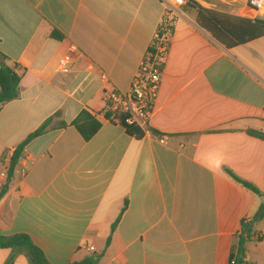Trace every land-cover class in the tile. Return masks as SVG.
Masks as SVG:
<instances>
[{"label":"crops","instance_id":"1","mask_svg":"<svg viewBox=\"0 0 264 264\" xmlns=\"http://www.w3.org/2000/svg\"><path fill=\"white\" fill-rule=\"evenodd\" d=\"M165 1L0 0V53L26 70L20 98L0 107L1 179L5 154L53 118L0 202V235H28L50 264H231L251 222L245 261L257 264L248 256L264 197L230 172L264 195V140L251 134L264 132V37L227 49L187 0L144 138L103 115L105 93L130 90ZM193 1L264 21L250 0ZM83 110L102 122L90 141L72 125ZM12 256L0 249V264Z\"/></svg>","mask_w":264,"mask_h":264},{"label":"trees","instance_id":"2","mask_svg":"<svg viewBox=\"0 0 264 264\" xmlns=\"http://www.w3.org/2000/svg\"><path fill=\"white\" fill-rule=\"evenodd\" d=\"M191 5L198 8L197 22L201 28L206 30L219 44L227 49H233L237 46L248 44L254 40L264 37V21L249 20L244 18L233 17L227 14H221L216 11H211L199 7L193 0H190ZM51 37L57 40H63L64 36L57 30H54ZM19 66L11 63L10 59L4 54L0 53V107L13 102L21 96V81L26 73V70L18 72ZM104 117L112 122L119 123L125 128L128 135L142 140L145 132L138 126H130L127 124V117L125 115H115L111 112H104ZM53 118L47 120L37 131L32 133L23 143H21L14 151L9 160L8 180L6 185L0 192V202L8 193L10 183L12 182L16 169L24 157L27 146L36 138L46 133L50 127ZM72 125L77 129L85 141H90L102 128V122L97 118V115L92 114L89 110H83L75 119ZM159 135L157 132H154ZM251 134L259 139L264 140V132L251 131ZM8 154L3 157L2 163L6 162ZM233 179L241 184L243 187L254 192L255 194L264 197L259 189L249 182H246L230 172ZM124 211V210H123ZM264 219V203L256 214L255 223ZM119 219L113 226V231L116 229ZM254 222L243 223L241 234L238 238V245L236 255L232 256V261L235 264H243L245 261L246 244L252 232ZM262 242V238L260 240ZM111 244V237L107 241V247ZM0 249H8L13 252V256L7 264H13L16 255L25 254L31 264H50L44 254L32 241V239L25 234L15 236L0 235ZM99 261L96 256H91L82 262L73 264H98ZM247 263V262H246ZM248 264V263H247Z\"/></svg>","mask_w":264,"mask_h":264},{"label":"built area","instance_id":"3","mask_svg":"<svg viewBox=\"0 0 264 264\" xmlns=\"http://www.w3.org/2000/svg\"><path fill=\"white\" fill-rule=\"evenodd\" d=\"M164 4L163 16L130 90L124 94L118 92L105 93V112H111L118 116L125 115L128 125L138 126L143 131H149V123L162 87L165 65L176 25L187 0H166ZM250 4L254 8L261 9L264 6V0H250ZM67 68L68 63L62 62L60 69L66 70ZM102 78L105 80L107 77L102 75ZM156 138L162 143L166 141L164 136L158 135ZM9 160L10 158H7L5 163H1V167L7 173L6 180L0 177V183H3L2 188L8 180ZM233 264L235 263L233 262ZM243 264H247L246 261Z\"/></svg>","mask_w":264,"mask_h":264},{"label":"rangeland","instance_id":"4","mask_svg":"<svg viewBox=\"0 0 264 264\" xmlns=\"http://www.w3.org/2000/svg\"><path fill=\"white\" fill-rule=\"evenodd\" d=\"M257 223V230L255 231V233H257L262 238V242H258V240H256L252 243V245H250L248 258L256 259L257 264H264V236L261 232L264 231V219L258 221Z\"/></svg>","mask_w":264,"mask_h":264}]
</instances>
